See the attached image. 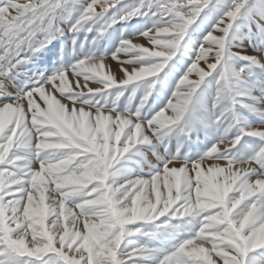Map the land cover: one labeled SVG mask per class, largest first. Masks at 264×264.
I'll list each match as a JSON object with an SVG mask.
<instances>
[{
  "label": "snow or ice",
  "instance_id": "snow-or-ice-1",
  "mask_svg": "<svg viewBox=\"0 0 264 264\" xmlns=\"http://www.w3.org/2000/svg\"><path fill=\"white\" fill-rule=\"evenodd\" d=\"M0 264H264V0H0Z\"/></svg>",
  "mask_w": 264,
  "mask_h": 264
},
{
  "label": "rangeland",
  "instance_id": "rangeland-1",
  "mask_svg": "<svg viewBox=\"0 0 264 264\" xmlns=\"http://www.w3.org/2000/svg\"><path fill=\"white\" fill-rule=\"evenodd\" d=\"M117 27H119V25H117ZM29 67H31V65H29ZM169 150L170 151H174L175 150V142H173L172 144L169 145Z\"/></svg>",
  "mask_w": 264,
  "mask_h": 264
}]
</instances>
